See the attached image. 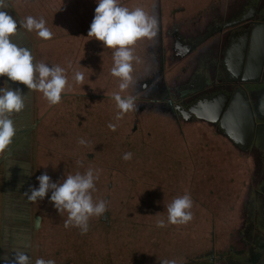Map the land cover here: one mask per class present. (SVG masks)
Returning <instances> with one entry per match:
<instances>
[{
	"label": "rangeland",
	"instance_id": "obj_1",
	"mask_svg": "<svg viewBox=\"0 0 264 264\" xmlns=\"http://www.w3.org/2000/svg\"><path fill=\"white\" fill-rule=\"evenodd\" d=\"M158 1L153 4H121L131 9L142 7L156 19L157 27L155 37L150 40L144 38L141 43L138 40L136 44L140 45L133 46L136 48L133 49L134 56L141 57V60L134 62L132 95L136 96L143 89L146 99L136 101L137 107L131 111L132 133H117L106 146L105 141L99 144L101 136L92 131L96 106H92L93 98L87 100L88 97L79 99L83 102L84 112H87L85 122L89 126L85 130L92 131L85 132L87 143L83 149L80 148L81 153L77 154L76 148L53 149L36 142L32 137L33 131H30L36 110L34 91L20 82L11 81L6 75H0V88H19L25 95L24 110L12 116L16 135L0 155V264H5L6 258L13 260L15 251L29 255L31 264H35L38 258L54 260L55 264H161L163 260H174L175 264H264V211L243 209L234 196L230 197L225 213L211 212V205H208L209 175L216 171L211 172L205 161L213 157L216 161L211 162L216 164L213 167L219 168L222 153L231 151V154H236V149L230 142L226 147L225 139L216 132L212 133L213 142L210 143L204 124L176 118L170 110L162 107L166 103L158 100L162 98L161 93L167 91L162 89L172 85L176 76L175 68L169 65L162 68L163 62L157 64L158 53L161 58L160 32L169 31L171 41L165 44V48L168 45L171 48V31L176 26L172 19L181 6L178 5L180 0H176L174 5L169 4L170 0L166 4H158ZM28 2L48 10L46 26L49 29L52 27L57 32L54 27L57 25L62 30L65 21L61 14L50 11L51 0H5L7 8L3 10L17 22L18 33L11 37L12 42L30 49L32 53L38 45L37 33L20 25L28 16L35 18L34 7L31 9ZM60 3V0L56 1L54 7L57 10ZM182 6L186 12L176 22L180 31L185 33L182 25L190 30L196 20L192 5ZM194 41L197 44L200 38ZM86 79L92 82L94 76L87 75ZM119 84V81L113 84L117 93L121 92ZM82 134H69L70 142L76 143L77 135L80 140ZM223 146L227 150L224 151ZM129 152L132 153L131 159H123ZM225 156L226 164L233 166L229 155ZM241 157L246 156L242 154ZM187 160L193 162L191 169L186 166L181 170L183 165L180 164ZM250 167L251 171L245 174L248 179L257 174L256 161ZM89 168L98 175L95 191H92L93 200H104L107 212L102 217H90L86 234H81L78 227H64L68 213L59 214L53 207L49 199L51 192L35 203L23 194L29 192L30 187H38L36 177L45 172L53 182H63L67 175L83 174ZM211 182L217 189L215 184L218 182L214 178ZM251 184L252 181L248 183L247 180L245 187L248 189ZM248 193L246 190L245 197L242 196L244 203L248 200ZM185 194L190 195L193 202L190 209L193 219L182 225L168 223L167 205ZM216 194L213 190L212 197L215 198ZM212 206L215 208L213 200ZM37 218H40L38 224ZM158 219H163L166 226L157 227Z\"/></svg>",
	"mask_w": 264,
	"mask_h": 264
},
{
	"label": "crops",
	"instance_id": "obj_2",
	"mask_svg": "<svg viewBox=\"0 0 264 264\" xmlns=\"http://www.w3.org/2000/svg\"><path fill=\"white\" fill-rule=\"evenodd\" d=\"M56 1L51 0L49 9L63 16L64 29H58L56 25L55 32L51 27L54 35L49 40H43L35 34L38 45L33 48L32 55L34 63L43 62L49 67L59 65L65 68L68 90L62 93L61 101L55 105L50 104L42 92L34 91L36 110L30 131H33L32 137L36 142L39 141L49 148H76V153H81L79 150L85 144H79V135L76 143L70 142L69 134L82 132V139L86 141L85 132L93 131L102 137L99 138V144L105 141L106 146V143L115 139V134L132 133L129 121L131 111L125 113L121 119H116L117 111L120 110L113 99V94L117 93L113 84L115 81L121 83V80L111 74L114 49L104 47L102 42L88 37L98 0H60L59 10L54 7ZM157 1L120 0V3L129 5ZM166 1H158V4H166ZM176 3V0H170L169 4ZM28 5L31 9L34 7L36 19L42 17L47 20L48 10H44L37 3L28 2ZM178 5L181 6H178L176 17L172 19L176 26L171 31V48L169 45L165 48V44L171 41L169 31L165 33L162 30L159 40L161 58L159 53L156 55L157 64L163 62L162 68L166 65L175 68L176 76L172 85L168 83L170 86L166 85L162 89L167 90L164 91L166 95L161 93L162 98L158 100L165 102V107H162L170 110L176 118L204 124L206 134L210 135V143L213 142L212 133L216 132L225 139L226 147L230 142L233 149H236V154H231V151L222 153L219 168L213 167L216 165L211 163L216 162L213 157L205 161V164L210 165L211 172L216 171L209 175L207 184L210 211L227 212L232 196L239 201L242 208L247 207L252 212L264 211V0H180ZM182 5H192L196 20L190 30L182 25L185 33L180 31L176 22L186 12ZM203 25L205 26L201 28ZM198 38L200 41L195 44L194 40ZM141 42H144L143 39ZM140 43L135 46L138 47ZM136 57L138 60L133 61V78L134 62L141 60V57ZM89 70H92L91 73ZM76 71L84 73L83 84L75 82ZM87 75L94 76L92 82L86 79ZM96 83L103 86H97ZM131 85L132 83L119 94L122 97L132 95ZM140 90L135 96L136 101L146 99L144 90ZM81 97H88L87 100L93 98L92 106H96L92 131L85 130L89 123L85 122L87 112L81 107ZM109 124L116 126L114 131L109 128ZM223 149L227 150L224 146ZM225 154L229 155V162L233 166L226 164L228 161L224 160ZM242 154L246 157L242 158ZM254 161L257 163V174L248 179L245 174L251 171L250 164ZM192 163L191 160L181 163V170H185L186 166L191 169ZM212 178L218 182L215 184L217 189L213 187ZM247 180L248 183L252 181L248 189L245 187ZM234 181L237 183L234 184ZM243 181L245 182L242 183ZM213 190L217 192L215 198L212 197ZM246 190L251 200L248 197L244 203L242 196L245 197ZM211 199L216 209L213 208ZM242 208L241 210L244 209Z\"/></svg>",
	"mask_w": 264,
	"mask_h": 264
},
{
	"label": "clouds",
	"instance_id": "obj_3",
	"mask_svg": "<svg viewBox=\"0 0 264 264\" xmlns=\"http://www.w3.org/2000/svg\"><path fill=\"white\" fill-rule=\"evenodd\" d=\"M7 8L5 0H0V9ZM22 28L27 31H35L43 40L53 37V32L46 26V21L41 17L36 19L28 16L20 22ZM157 21L142 7L129 9L122 6L120 0H98L95 15L91 22L88 37L102 42L104 47L114 49V65L111 74L121 80L119 89L125 91L133 82V61L138 60L134 56L133 47L138 40L152 39L156 35ZM17 22L5 11H0V75H6L11 81L20 82L30 91L42 92L50 104H58L62 93L68 90V78L66 69L59 65L40 62L34 63L31 50L12 42L11 37L17 35ZM69 66H71L69 64ZM74 80L77 84L84 83V73L76 71ZM113 99L120 110L116 119L137 107L136 97L129 95L122 97L119 93L113 94ZM25 108V95L19 88H0V155L12 143L16 135L15 122L12 119L14 113H20ZM115 125L109 124V128L115 130ZM80 144H86L83 139ZM132 153H125L123 159L129 160ZM82 164L81 161H77ZM25 174L31 175L27 171ZM38 187H30L29 192L23 194L33 203L43 200L51 192L50 202L59 214L68 213L64 221V227H78L81 234L89 230V219L92 216L102 217L107 212L104 200L94 202L92 191H95V180L98 175L89 168L83 174L76 172L69 174L63 182H53L45 172L36 177ZM190 195L185 194L175 198L167 205L168 223L175 225L187 224L193 219L190 211L192 208ZM163 219L157 220V227H165ZM5 264H31L30 256L22 251H15L13 260L4 259ZM35 264H55L54 260L38 258ZM161 264H175V261L163 260Z\"/></svg>",
	"mask_w": 264,
	"mask_h": 264
},
{
	"label": "water",
	"instance_id": "obj_4",
	"mask_svg": "<svg viewBox=\"0 0 264 264\" xmlns=\"http://www.w3.org/2000/svg\"><path fill=\"white\" fill-rule=\"evenodd\" d=\"M38 220H40V218H37V224H38Z\"/></svg>",
	"mask_w": 264,
	"mask_h": 264
},
{
	"label": "bare ground",
	"instance_id": "obj_5",
	"mask_svg": "<svg viewBox=\"0 0 264 264\" xmlns=\"http://www.w3.org/2000/svg\"><path fill=\"white\" fill-rule=\"evenodd\" d=\"M217 27H219V26H217ZM181 41V40H180Z\"/></svg>",
	"mask_w": 264,
	"mask_h": 264
}]
</instances>
